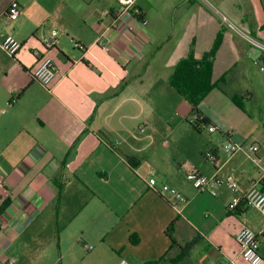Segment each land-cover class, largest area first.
<instances>
[{"label":"crops","instance_id":"1","mask_svg":"<svg viewBox=\"0 0 264 264\" xmlns=\"http://www.w3.org/2000/svg\"><path fill=\"white\" fill-rule=\"evenodd\" d=\"M13 1L21 14L10 22ZM252 1L257 23L239 25L264 43V0ZM214 2L147 1L135 6L141 25L115 0H0V43L11 35L23 45L14 58L0 47V264H248L235 242L243 227L264 257L257 211L244 202L231 210L235 193L223 184L192 186L197 175H230L239 194L253 184L264 192V167L225 133L238 107L212 90L198 107L209 121L199 133L168 84L189 50L200 60L219 39L213 82L231 95L250 91L239 68L261 54L227 27L234 24L223 1ZM44 37H53L52 49L44 51ZM44 56L58 73L49 88L31 78ZM228 142L244 148L230 155ZM149 178L187 202L175 206L149 189Z\"/></svg>","mask_w":264,"mask_h":264},{"label":"built area","instance_id":"2","mask_svg":"<svg viewBox=\"0 0 264 264\" xmlns=\"http://www.w3.org/2000/svg\"><path fill=\"white\" fill-rule=\"evenodd\" d=\"M122 12L135 11V17L140 20L141 25H145L146 21L140 17V11L135 8V4L137 0H115ZM21 14V8L16 1L11 2L6 12V19L10 22L15 21ZM227 27L240 35L246 43H248L252 48L256 49L260 52L262 56H264V43L254 38L250 33L243 31L242 29L237 28L235 25L230 23H226ZM42 46L44 51L50 50L54 46L53 37L43 38ZM1 49L4 53L9 57H16L18 53L21 51L23 45L20 41L15 39L11 35L5 36L1 43ZM74 47L80 49V45L74 43ZM261 70L264 71L262 67ZM58 73L57 68L54 61L48 57L44 56L39 60L37 65L31 71V78L39 83L44 88H49L57 79ZM143 132V129L140 130ZM210 132H213V128H209ZM242 145H237L231 142H228L225 145V151L230 155H233L239 151H242ZM247 151L249 155H256L258 148L255 145H251L247 147ZM205 158L208 160H213L212 152H207L204 154ZM255 165H259L257 159H252ZM261 171L264 173V168H261ZM215 184H223L227 189L235 193V197L233 198L230 209L235 210L236 207L244 202L246 206L250 207L257 211L263 220L264 224V192L259 187V184H253L249 186L248 189L242 191L239 194L238 190V182L233 176H227L224 180H219L215 177H207L204 175H197L192 180V186L197 191H204L208 187H212ZM147 185L149 189L157 191L161 195H167L174 202L175 206L184 205L187 200L186 198L176 189L170 187L166 184H158V182L154 178H149L147 180ZM264 236V232H263ZM235 242L239 247L240 256L242 259L248 264H264V257L260 252V243L258 241L257 235L248 227L241 228L235 235ZM85 249H91L90 247H85ZM117 264H129L127 261L121 259Z\"/></svg>","mask_w":264,"mask_h":264},{"label":"rangeland","instance_id":"3","mask_svg":"<svg viewBox=\"0 0 264 264\" xmlns=\"http://www.w3.org/2000/svg\"><path fill=\"white\" fill-rule=\"evenodd\" d=\"M147 1H151V0H137L135 6L140 8ZM159 1L168 2L170 0H159ZM208 1L212 2L214 6H218L214 2V0H208ZM222 1L225 5L224 8L227 10V12L222 11L223 14H228L226 15L227 20L229 19L228 20L229 22L233 21L232 23L239 29L242 30L244 29L245 32L247 31V28H244L242 25H239L241 20H243L244 22L246 20V22L248 23L246 26L248 27L253 26L257 23L258 16L252 0H222ZM224 23H226L225 20ZM176 41L177 39L175 38L171 44L172 47H174ZM245 45L249 51L252 50L249 46H247V44ZM254 53L259 54L255 50ZM247 62L248 64H246V66L241 64L239 68L240 70L239 73H241L243 70L245 72L244 80L241 78L243 81L241 80L239 81V83L243 87L248 86L246 88L250 90L249 92H251L254 97L252 100L242 101L243 107L238 108L240 113L239 119L234 116L229 118L228 126H226L225 133L228 131H232V133L235 134V136H237L238 139L237 141H239L240 143H244L243 146L246 149L251 145L257 146V148H259V151L256 153V155L252 154L251 157L252 159H257L260 166L264 167V90H263L264 72L263 70H261V68L264 66L263 63L258 58L257 59L252 58ZM232 72L238 73L237 70L235 69H232ZM235 79L238 80V75L235 77ZM185 118H187L188 126H190V122L192 124H195L194 117L190 115L189 110L187 111ZM207 127L208 126L199 125L197 128L198 132L205 134L206 133L205 131L208 130ZM159 130L162 131V134L166 133L170 137L174 136L173 135L174 133L169 134L165 130V128L161 125L159 126ZM214 134L220 137V139L225 143L224 138L217 131H214ZM255 171H259V170L255 168Z\"/></svg>","mask_w":264,"mask_h":264},{"label":"trees","instance_id":"4","mask_svg":"<svg viewBox=\"0 0 264 264\" xmlns=\"http://www.w3.org/2000/svg\"><path fill=\"white\" fill-rule=\"evenodd\" d=\"M219 44V39L215 42L212 50L202 56L200 60H196L193 56V51L189 50L187 56L178 61L174 72L169 79V87L174 90L179 97H181L189 106L190 115L194 117L195 124L190 122V125L197 129L199 125H208V119L199 111L198 107L200 102L214 89L220 90L223 94L227 95L230 101L242 108V101L249 100L253 97L252 93L247 92L241 95L228 94L222 87V80L213 82V58ZM264 65V56L260 57ZM264 68V67H263ZM264 72V71H263ZM131 165L137 162L130 160ZM239 204L235 211L240 210ZM172 226L173 223L167 228V234L171 238L172 243ZM150 264V263H149Z\"/></svg>","mask_w":264,"mask_h":264}]
</instances>
